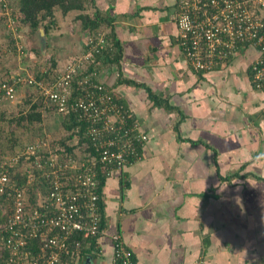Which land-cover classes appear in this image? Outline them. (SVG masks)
Instances as JSON below:
<instances>
[{"label":"crops","instance_id":"0c3cea01","mask_svg":"<svg viewBox=\"0 0 264 264\" xmlns=\"http://www.w3.org/2000/svg\"><path fill=\"white\" fill-rule=\"evenodd\" d=\"M95 5L115 17L122 44L119 64L100 68L99 80L148 140L141 159L103 185L105 227L91 263L111 264L115 231L138 264H264V91L249 79L258 52L242 46L200 74L176 40V0ZM87 36H78L80 52ZM145 88L171 110L154 107Z\"/></svg>","mask_w":264,"mask_h":264},{"label":"built area","instance_id":"2783aa9c","mask_svg":"<svg viewBox=\"0 0 264 264\" xmlns=\"http://www.w3.org/2000/svg\"><path fill=\"white\" fill-rule=\"evenodd\" d=\"M176 1V40L188 65L206 73L242 45L252 46L258 56L251 65V83L256 90L264 91V0ZM0 9L1 14L10 15L4 0H0ZM193 10H198L196 17L190 16ZM8 22L13 23L10 19ZM97 37L93 42L87 36L82 54L70 60L50 82L37 81L28 70L25 76L15 73L11 82L0 84L3 98L12 102L16 101L17 85L34 89L56 116L74 118L73 128L66 131L67 142L77 145L85 138L74 155L64 147H48V141L39 139L13 158L0 161V194L4 198L0 200L5 203L0 202V264H60L66 258L77 264L80 242L74 234L87 238L102 232L94 189L97 174L105 178L119 174L141 159L147 134L133 111L99 80L100 71L89 67L94 55L105 46L103 38L99 34ZM86 148L91 153L80 156ZM29 156L33 160L28 166L45 167L49 186L44 197L38 196L36 205L29 202L24 186L12 183L8 172ZM36 238L39 251L30 256V251L23 248ZM111 241V264H138L119 233L113 234Z\"/></svg>","mask_w":264,"mask_h":264},{"label":"trees","instance_id":"16d2710c","mask_svg":"<svg viewBox=\"0 0 264 264\" xmlns=\"http://www.w3.org/2000/svg\"><path fill=\"white\" fill-rule=\"evenodd\" d=\"M4 4L7 5V9L10 10V16L1 14L0 28H3V30L5 29L7 31L6 35L9 36L10 39L9 42L12 45L11 46L12 52L13 53L15 52L17 54L18 59H20L18 60L19 62L23 60V58H25V54L27 56V51L25 50L26 48L24 47V45L21 46V51L18 50V47L14 44L15 40H17L14 38V35L16 36L20 35V31L21 30L23 31V29H29L31 34H33L39 31V28H42L44 31V37L46 41L49 40L47 37L49 35L50 28L55 23L54 18H55V13L57 11L61 12V14L63 15H66L67 13H71V12L76 13L75 18L73 19L76 20V22L77 21L80 22V27L78 29L79 35L81 34L82 36L83 34L87 33V35L91 39H94L93 42L98 40L97 39L98 34L103 38L105 42V46H103V49H101L98 54H95L93 60L90 61L89 67L91 69L96 68L100 70V68L102 67L117 65L119 64V60L122 58V44L118 39L114 29L115 17L111 15L108 10L105 11L99 10L95 5V0H13V1L4 0ZM197 12L198 10H193L190 16L196 17ZM9 19L11 20V22L13 21L14 23L8 22ZM176 21L177 20L175 17V24L177 28ZM6 26L9 29H7ZM37 35L39 36V38H41L39 32L37 33ZM242 46H246V45H242ZM34 50L36 49L35 48L32 49L34 53L38 52V50L37 51ZM83 51H84V47H82L80 55L82 54ZM231 57L232 56H228L224 58L223 61L221 63H217L216 66L219 67L228 63ZM67 63H65L63 67ZM251 65L252 63L249 66L250 83H251V74H252ZM61 67L60 66L57 67L55 59H53L52 57V62L48 64V67L44 69H39V66H36L33 72L31 71V75L37 81L50 82L53 80L54 76H56V74L63 69V67L62 68ZM5 70L6 69H4V72L6 73L4 74V77L0 79V84L6 81L11 82V77L14 76L13 73H11L10 71H8L7 73V71ZM19 73H21L22 76H25L24 71H20ZM199 73L201 74L203 72H199ZM123 82H125L128 85L140 87V85L136 84L134 81H123ZM26 87L30 89L29 86L20 87V85H17L16 87L17 92L19 89H25ZM252 88L256 90L253 86ZM145 92L147 93L148 98L152 102V105L154 107H164L165 109L171 110V107H169L167 103L161 101L160 98L157 97L156 95H153L150 90L146 89ZM0 98H3L1 93H0ZM2 100L8 101L7 99L4 98ZM18 106L20 107V109L10 118H6L3 113L0 114V161L5 158H13L18 153L24 151L26 147L34 143V142L29 143L30 141L26 143L22 139L21 135H25V134H29V135L34 134L37 136L43 135L44 134L43 132L44 130L42 126L43 120L54 114L52 110L53 108L52 109L47 108L42 97L39 96H37L33 102L32 99L27 98L21 102V105ZM60 118H61L60 119L61 126L65 131H69L70 129L73 128L74 126L73 117H65V118L60 117ZM12 123H14L15 128L12 127L10 129L11 131L10 130L7 131L6 128L12 126L11 125ZM20 130H23V132L20 133ZM41 138L43 137H40V139ZM68 138L66 137V140L61 141V143L59 144H62V146L64 145L63 147L65 148V150L69 154L74 155L73 151L75 150V148L78 147L80 148V146L83 145L82 142L85 141V138H82L77 145H73V142L70 141L67 142ZM48 147H54V145H52V143H49ZM89 152L91 153V150L89 148H86V151L85 150L82 151L81 153L83 155L80 156L85 157L84 155H88ZM41 154H44L43 149L41 151ZM29 157H30L29 160H25L24 158H21V160L15 163L8 170V172H9V178L12 181V183L17 187L24 186L26 188V192L29 197V202L32 205H36L38 196L44 197L48 192L47 190L49 189V186L47 184L48 183L47 178L44 177L45 167L37 168L32 164L28 166V164L33 160V156H29ZM43 160L44 159H42V161ZM26 169L30 171V175H28ZM107 178H104L103 174L98 173L96 179L98 180V183L94 187L96 191L95 193L98 195L99 198L98 214H99L100 232L105 227L103 202L101 201H102L103 185ZM30 179L32 180L28 182ZM0 199L4 200L1 194H0ZM1 200L0 202L2 204H5ZM2 220L3 219L1 218V221ZM98 236L99 235H97L96 237L83 238L82 234L80 233L74 234L73 237L80 242L78 248L79 260L77 264H82V262L86 257H91L93 255V253L96 251L95 245ZM39 246H40L39 240L37 238L32 239L27 243V246L23 248V251L24 250L30 251V256L37 255L39 251ZM73 246L74 243L70 242V247ZM133 260L135 259L133 258ZM62 261L60 264H67V262H71L70 264H73L72 263L73 261L71 260L69 261L68 258Z\"/></svg>","mask_w":264,"mask_h":264},{"label":"rangeland","instance_id":"374dc122","mask_svg":"<svg viewBox=\"0 0 264 264\" xmlns=\"http://www.w3.org/2000/svg\"><path fill=\"white\" fill-rule=\"evenodd\" d=\"M1 12L2 11L0 9V16ZM75 16V12H71L70 14L67 13L66 15L61 14L59 11L55 13V23L50 28V36H48L53 38V43H58V47L56 46V49L51 48V45L49 46V44H47L48 40L46 41L44 36L43 39L39 38L37 35L39 31L31 34L29 29H23V31H20V35H14V38L17 39L15 40L14 44L17 47L24 45L26 48L25 50L28 53H33L30 57L26 56L25 54V58L21 60V63L18 61L20 59H18L17 54L12 52V45L9 42V36L6 35L7 31L5 29L3 30V28H0V79L4 77V74L6 73L4 72V69H6L5 71H7V73L10 71L13 74L28 70L33 72L36 66H39V69L48 67V64L52 62V57L55 59L57 67H61V65L80 55V44L78 43L79 41H77L79 40L78 29L80 27V22H76V20L73 19ZM6 28L9 29L7 26ZM40 29L41 28H39V30ZM52 34L54 36H51ZM62 45L63 47H61ZM33 48L36 49L34 51L38 50V52L34 53L32 51ZM18 63L20 64L19 68H17ZM36 97L37 93L34 91V89H19L18 92H16V101H5L2 100L3 98H0V114L3 113L6 118H10L20 109L18 105H21L22 101L30 98L33 102ZM60 119V117L53 114L52 116H49L43 120V135L37 136L34 134H25L21 135V137L26 143L29 141V143L38 141L40 137H43L41 139L48 141V145L49 143H52L54 147H63L64 145L62 146V144L59 143H61L63 140H66V131L61 126ZM11 125L12 126L6 128L7 131H9L12 127L15 128L14 123ZM22 132L23 130H20V133ZM112 232L113 233L110 235V238L115 231ZM91 264H95V262Z\"/></svg>","mask_w":264,"mask_h":264},{"label":"water","instance_id":"95a60500","mask_svg":"<svg viewBox=\"0 0 264 264\" xmlns=\"http://www.w3.org/2000/svg\"><path fill=\"white\" fill-rule=\"evenodd\" d=\"M39 34H40V37L43 39L44 31H43L42 28L39 30ZM90 260H91L90 257H86L84 259V261L82 262V264H91V261Z\"/></svg>","mask_w":264,"mask_h":264},{"label":"bare ground","instance_id":"6f19581e","mask_svg":"<svg viewBox=\"0 0 264 264\" xmlns=\"http://www.w3.org/2000/svg\"><path fill=\"white\" fill-rule=\"evenodd\" d=\"M11 156V155H10ZM142 156V155H141ZM105 178V177H104ZM38 181V180H37ZM48 191V190H47ZM45 192V191H44ZM44 195V194H43ZM102 202V201H101ZM102 218V217H101ZM104 219V218H103ZM104 222V221H103ZM103 225V224H102ZM102 235V234H101ZM76 236V235H75ZM96 246V245H95ZM32 249V248H31ZM90 251V250H89ZM86 253V252H85ZM134 256V255H133ZM65 260V259H64ZM63 262V261H62Z\"/></svg>","mask_w":264,"mask_h":264}]
</instances>
